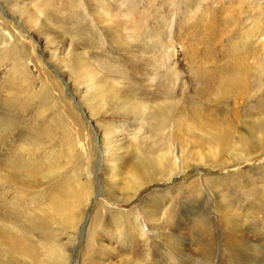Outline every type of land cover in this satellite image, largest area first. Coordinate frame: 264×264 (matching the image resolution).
<instances>
[{
  "label": "rangeland",
  "instance_id": "1",
  "mask_svg": "<svg viewBox=\"0 0 264 264\" xmlns=\"http://www.w3.org/2000/svg\"><path fill=\"white\" fill-rule=\"evenodd\" d=\"M73 1L0 0V18L24 36L20 44L23 49L9 50L0 44V127L12 121L22 125L0 148V172L29 170L38 176V188L31 186L34 204L26 203L23 210L28 207L33 212L37 208L47 211L49 217L77 211L79 224L76 222L74 229L61 228L54 218L50 224L52 231L57 232L54 243L63 248L68 264H123L124 256H131L132 263L141 258L152 263L154 255L148 252L143 238L133 236L134 225L127 220H136L140 211L164 213L166 230H170L169 220L181 218L184 224L180 229L187 237L186 230L192 223L185 216L194 200L199 199L195 193L191 196L189 189L197 186L219 225L218 204L204 180L220 179L226 184L218 190L225 194L239 220L245 222L250 238L257 241L256 236L263 233L264 154L240 166L223 168L210 166L204 153H199L195 160L186 158L189 151L197 152L205 143L198 136L192 113L212 120L218 109L215 103L198 99V91L204 87V74L213 71V61L219 66L224 56L229 58L231 41L238 38L225 36L205 45L196 41V28H202L197 21H201L202 13L207 15L216 7L228 8L236 0H83L82 7L77 0ZM244 5L245 16L236 17V26L230 23L229 30H237L238 35L252 27L258 14L255 9L264 7L259 1ZM120 68L131 79V88L125 86L124 78L111 72ZM90 69L98 74L94 76L102 84L92 81ZM170 70L173 73L169 74ZM174 71L182 76L184 84L175 89V122L166 126L161 108L170 103L167 92L174 88ZM115 84L132 94L139 106H148L147 110H131L129 114L130 106L112 96ZM150 91L163 97L150 100ZM228 104L234 106L232 101ZM220 114L227 113L221 110ZM231 114L226 115V121L234 117ZM241 120H236L240 128ZM110 128L118 133L115 146L120 158L116 162L117 168L124 170L116 171L115 179L121 185L107 181L104 170L109 166H101L103 138L108 137ZM139 155L151 161V179L157 183L142 189L131 203H123V189L129 181L124 179L125 167L128 172L132 170L135 160L130 159ZM202 160L204 168L188 169L191 161L197 164ZM225 161L231 164L232 159L227 156ZM184 166L187 168L182 170ZM174 169L184 174L168 181ZM161 178H165L163 183L158 182ZM79 180L81 186L76 187ZM104 185L108 192H116L114 202L111 196H105ZM62 189L70 193L64 196ZM13 196L12 186H0V205L6 206V210L14 206ZM144 197H152L151 208L142 205ZM74 199L77 206L71 205ZM1 211L3 208V217ZM120 212H129L126 216H131L125 221L124 215H117ZM104 214L112 222L99 233L97 223ZM141 218L148 233L154 223L150 224L144 215ZM18 225V230L22 229L23 224ZM34 237L37 238L36 234ZM189 239L191 243L187 244L195 248L192 233ZM92 240L98 241L93 252L89 251ZM134 248L137 251L133 253ZM38 261L42 262V257Z\"/></svg>",
  "mask_w": 264,
  "mask_h": 264
},
{
  "label": "bare ground",
  "instance_id": "2",
  "mask_svg": "<svg viewBox=\"0 0 264 264\" xmlns=\"http://www.w3.org/2000/svg\"><path fill=\"white\" fill-rule=\"evenodd\" d=\"M82 1L83 0L76 1L79 3V7H82ZM254 1H259V4L264 3V0H236L234 4L228 8L219 10L220 8L216 7L213 9V12L207 15L202 13V17H199L201 21H197L199 24H202V28H196V41L204 42L205 45L211 44L212 41H219L225 36L227 38L234 36L238 37L237 40L234 38L232 39L233 41H231L229 58L224 56V61H222L219 66H216V60L213 61V71L204 74V87L198 91V99L200 101H205L209 104L213 102L216 107H218L212 114L214 119L211 120L208 117L202 118L197 112L192 113V118L195 119L197 129L200 132L198 136L205 143L203 144L204 147L197 152L189 151L186 158L195 160L199 153H204L205 159L210 161V166L214 168H223L228 165L240 166L242 162L264 154V7L259 6L255 9L258 14L255 16L254 23L249 30L244 29L245 31L243 34L238 35L235 33L237 30H229L230 23H233L236 17L245 16L243 13L245 12L243 5L247 4L249 6V4ZM70 2L73 4L74 1L70 0ZM218 10L222 11V14L217 15L219 13ZM3 20L0 18V44L5 49L9 50L11 48H19L21 46L20 44L23 43L21 40L24 36L21 33H16L13 26L7 24ZM172 22H174V20H172ZM233 24L235 26L237 25L235 23ZM23 55L25 54L23 53ZM79 55H81V52ZM225 58H227V60ZM23 60V66L26 68V66H28V58ZM121 68L119 70L110 71L113 72L115 76L118 75L120 78H124L125 82H123L126 84L125 86L131 88L129 84L131 79L129 80V77L126 78V74ZM90 70L88 72L90 73L92 81L102 84L103 81H100L99 77L94 76V74H98L93 72V69L91 70L92 73ZM169 72V74H171L173 70ZM174 75V88L172 91L170 90V92H167L170 103L166 104V108H161L163 111L162 113L166 115V117L163 116L166 126H170L171 123L175 122V104L172 105V103L176 95L175 89H180L183 82L180 74H176L174 71ZM113 83L115 82L113 81ZM115 87L116 88L111 89L112 96L120 101L122 100L121 102L128 105V107L130 106L127 109L129 114L131 110H147L148 106H139L138 103L134 101L132 94L127 93L116 84ZM147 96H149L150 100H157L163 97V94L159 96V93L150 91ZM219 100H225V103L220 104ZM229 101H232L234 106L228 104L230 103ZM239 109L241 112H239ZM221 110L227 114L232 112L231 116L234 115V117L226 121L229 117H226L227 114L225 116L221 115ZM240 117L243 119L241 120V128L236 124V120L240 119ZM254 117H256V119H253ZM20 124L21 122L12 121L6 124L4 128L0 127V148L6 146L5 144L13 135L12 132L15 131ZM109 130L108 137L103 138L104 146L101 150V166H109V169H102L105 172L104 175L107 181L121 185L122 183L119 184L115 179V172H122L124 170V168H117L116 162L120 158V153H118V149L115 146V135L118 133L116 129L110 128ZM111 144H114V147ZM205 145H207V147ZM172 153L173 155L175 154L174 150H172ZM227 156L231 157V164H228L226 161L223 162L224 158ZM130 161H134L131 168L132 170L128 172L125 167L126 176L124 178L129 181L125 184V187L121 186V188L124 187V194H122L123 203H131L130 201L138 198L142 189L157 183L154 182V179H151V161L148 159L146 160L141 157V155L136 159L134 157L131 158ZM193 161L189 163L190 167L188 169L204 168L203 160L202 163L191 164ZM217 163L221 164L217 165ZM187 167H182V170ZM262 169L264 170V167ZM163 170H166L165 167ZM181 172L180 170L176 171L174 169L173 173L169 175L168 181L171 177L184 174ZM37 177L38 176H35V174L29 170L25 172L13 170L12 174L0 172V186H2V184L12 186L15 196L13 200L14 206H10L6 210V206L0 205V208H3V212L1 211L3 217L6 219L8 218V220H5V218L0 217V264H11L12 262L17 264H68V262L66 263L67 256L65 251L63 248L59 249L60 246L54 243V241H57L55 239L57 232L56 230V233H54V230L52 231L50 224L54 218L59 222L61 228H66L68 226L74 229L75 226L79 224V222H77L79 217L78 213L76 210H73V214L64 211L57 216L53 215L49 217L47 211H39L37 208L33 210V212L28 207L23 210L26 203L28 205L29 203L34 204V202H32L34 198H31V186L33 185L35 188H38ZM146 180L148 183H145ZM164 181L165 178H161L158 182L163 183ZM80 182L79 180L76 187L81 186ZM204 183L208 190L215 196V203L218 204L217 207L220 217L219 225L216 224L215 218H213L211 214L210 208L205 201L206 197L202 199L204 194L197 186L196 188L191 187L189 189L191 190V196L195 193L196 197L199 199L194 200L185 216L186 221L192 223V227L186 230L188 234L187 237L184 236L180 229V226L184 224L181 218L169 220L170 230H166L168 225L166 224V215L164 213L140 211L139 214L135 215L136 220L133 219V221L127 220V217L131 216H126L129 212L117 213L120 218L124 215L125 221L127 220L129 224L134 225L133 236L143 238L142 241L144 240L148 252L150 251V254L154 255L155 258V262L153 261L152 263H149V259L141 257V260L138 262L133 261L132 263L130 259L132 258L131 256H124L123 264H264V203L262 202L263 204H261V207H263V233H259V236H256L257 241H255L247 234L249 230L248 227L243 220H239L240 218L236 216L234 209L228 204L225 194H221L218 190L220 185L226 184V182L223 180L220 181V179L218 181L217 179L211 181L205 179ZM82 188L84 189V187ZM104 189L105 196H111L113 199L112 202H114L116 199V192H108L105 185ZM68 192L70 193V191L61 190L64 196H66ZM39 195L41 194L39 193ZM151 198L152 197H144L142 205L148 207L147 209L153 206ZM262 198L264 199V192L262 193ZM90 201L91 200L88 201V205ZM116 202L117 201H115V203ZM71 205L77 206L78 201L74 199ZM141 215L147 217L150 220V224L154 223L151 225V228L148 229V233L144 231V228L147 227H145L142 220H140ZM20 222L23 225L21 226L22 229L18 230V223ZM111 222L112 218L106 216V214L100 217L97 223V230L99 233L107 229ZM117 222L120 223L119 220H117ZM90 226L91 223L88 225L87 233L89 232ZM189 233H192L193 238H195V248L192 247L191 244H187V242L191 243ZM35 234L37 238L34 237ZM89 243L93 246H90L92 249H89V251H92L93 248L98 246L97 240H92V242ZM47 245H49L48 247L50 248H47ZM42 248H45V250ZM40 251H42L41 256ZM134 251H137V248L132 250L133 253ZM225 254H229V256L224 258ZM40 257H42V262L38 261Z\"/></svg>",
  "mask_w": 264,
  "mask_h": 264
}]
</instances>
